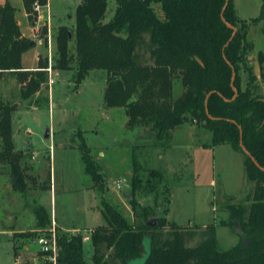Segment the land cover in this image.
<instances>
[{
  "label": "trees",
  "instance_id": "trees-1",
  "mask_svg": "<svg viewBox=\"0 0 264 264\" xmlns=\"http://www.w3.org/2000/svg\"><path fill=\"white\" fill-rule=\"evenodd\" d=\"M114 1V15L107 23L103 20L108 0L79 1L74 30L61 27L57 31V58L51 68L69 71L74 62L76 84L91 71L105 72V107L124 109L129 129L148 127L161 145L170 141L172 131L194 122L209 134L204 147L227 145L243 156L245 179L253 187L243 202L226 206L228 220L220 224L238 240L226 251L216 247L214 224L205 226L199 243L189 247L194 233L157 215V206L141 208L132 199V213L143 219L130 224L102 201L104 225L91 230L90 264H264V47L253 59L261 71L258 80L250 60L254 45L248 38V23L238 19L232 0ZM22 2L30 13L35 2L45 4L46 0ZM251 24H260L264 36V0ZM69 34L74 39L73 56L68 50ZM33 46L21 34L15 9L4 0L0 6V78L16 76L23 99L31 98L47 82L46 62L39 61L34 71L22 67L23 54ZM141 51L148 54L149 63L142 62ZM176 79L182 92L174 98ZM13 111V106L0 103V165L8 167L13 189L25 196L27 176L21 166L23 153L15 151L13 142ZM80 149L85 171L94 180L96 166L87 149ZM137 163L133 157L132 194L155 193L161 173L149 170L143 180ZM33 212L36 228L51 227L50 214L43 206ZM154 220L155 226L147 225ZM57 245L58 264H88L81 236L57 233Z\"/></svg>",
  "mask_w": 264,
  "mask_h": 264
},
{
  "label": "rangeland",
  "instance_id": "rangeland-1",
  "mask_svg": "<svg viewBox=\"0 0 264 264\" xmlns=\"http://www.w3.org/2000/svg\"><path fill=\"white\" fill-rule=\"evenodd\" d=\"M3 3L0 0V6ZM78 4L79 0H51L49 25L47 14L37 18L32 6L30 13H26L27 23L22 24V28L28 27L24 38L34 43L23 57V65L37 66L35 54L38 52L39 61L46 62L51 71L52 84L47 72V82L41 90L23 99L22 85L16 76L9 74L0 78V103L14 107L13 142L15 151L23 153L21 166L27 176V192L22 196L12 187L8 167L0 165V231L4 232H0V264H24L16 263L13 246L15 258L22 262L49 264L36 240L48 235L55 226L51 223L50 228H36L34 208L43 206L51 221L56 218L67 228L77 229L55 228L56 234L71 237L76 236L74 231H80L79 234L88 236L91 230L104 225L100 215L102 201L119 211L128 223L142 221L143 218L136 219L132 213V199L141 208L157 206V215L194 233L187 246H196L204 227L214 224L217 249H231L237 244V237L220 222L228 220L226 206L243 202L253 187L245 179L243 156L227 145L204 147L209 142V134L194 122L172 131L170 141L161 145L148 127L129 129L124 109L105 107V72L91 71L76 84L74 62L69 71L52 69L57 58V31L61 27L74 30ZM261 5L262 0H232L238 19L248 23V38L254 45L250 60L264 47L260 24H251V20L258 18ZM115 8V1L108 0L103 23L112 19ZM155 10L162 15L156 6ZM17 19L21 21V15L17 14ZM68 50L70 55L75 54L73 36ZM140 57L142 62H150L145 51L140 52ZM174 83L173 94L177 98L182 88L179 80ZM47 130L48 138L45 137ZM82 146L96 166L94 180L85 171ZM133 157L142 168L143 180L149 170L161 173L155 193L132 194L131 179L136 173ZM9 231L13 233L12 240L8 237ZM83 253L90 264V239L83 242Z\"/></svg>",
  "mask_w": 264,
  "mask_h": 264
},
{
  "label": "built area",
  "instance_id": "built-area-1",
  "mask_svg": "<svg viewBox=\"0 0 264 264\" xmlns=\"http://www.w3.org/2000/svg\"><path fill=\"white\" fill-rule=\"evenodd\" d=\"M51 0H46L45 4L34 3L33 11L36 13L37 18H41L43 13L47 14V22L49 25V3ZM49 73V84H52L53 81L51 79V71L50 69H46ZM73 232V235L81 236L82 242H87L90 239V235L83 236L82 234ZM36 245L40 251V253L46 258L49 264H58L57 256H58V245H57V234L55 231V227H52V230L48 235L40 236L36 240Z\"/></svg>",
  "mask_w": 264,
  "mask_h": 264
},
{
  "label": "crops",
  "instance_id": "crops-1",
  "mask_svg": "<svg viewBox=\"0 0 264 264\" xmlns=\"http://www.w3.org/2000/svg\"><path fill=\"white\" fill-rule=\"evenodd\" d=\"M10 4H11V6L15 9V18H16V20H17V23H18V25H19V27H20V29H21V33H22V36L23 37H26L27 38V36H26V31H28L27 29H28V27H23L22 28V24L24 25V24H26L27 23V14H26V11H25V9H24V5H23V2H22V0H7ZM80 1V0H79ZM3 2H4V0H3ZM17 14H19V15H21V21L20 20H18L17 19ZM43 16H45V13H43ZM37 45V44H36ZM29 51V50H28ZM28 51L26 52V53H24L23 54V56H22V60H21V63H22V67L24 68V70H26V71H34V70H36V68L38 67V65L37 66H26V65H23V57L28 53ZM35 56H36V60H37V64H38V62H39V54H38V52H36V54H35ZM34 59H35V57H34ZM90 189V188H89ZM95 212H97V214H99V212L97 211V210H95ZM53 217V216H52ZM99 217H100V215H99ZM52 223H53V225L55 226V228L56 229H62V230H65V231H70V230H75L76 228H67L66 226H64L62 223V221H61V223L60 222H58L57 221V219L55 218V220H53V218H52ZM77 230V229H76ZM0 232H2V233H4L3 231H0ZM13 235V233L11 232V231H9L8 232V237L12 240V237H10V236H12ZM14 243V242H13ZM13 248H14V246H13ZM27 248V246H23V249H26ZM28 249V248H27ZM15 252H14V250H13V256H14V259H15V261H16V263L18 262V263H24V264H27L26 262H24V260H23V262L20 260V258H15ZM33 264H36V263H33Z\"/></svg>",
  "mask_w": 264,
  "mask_h": 264
},
{
  "label": "water",
  "instance_id": "water-1",
  "mask_svg": "<svg viewBox=\"0 0 264 264\" xmlns=\"http://www.w3.org/2000/svg\"><path fill=\"white\" fill-rule=\"evenodd\" d=\"M224 9H225V8H224ZM224 9H223V11H224ZM223 11H222V12H223ZM229 27H230V26H229ZM230 28H232L233 31H234V33H235V28H233V27H230ZM70 37H71V35L69 34V39H70ZM253 65H254V72H255V75H256L257 79L260 80V76H261L260 67H259V65H258V63H257L256 61L253 62ZM45 137H46V138L49 137V131H48V130L46 131ZM252 161H253V160H252ZM253 162H254V161H253ZM255 165H256V163H255ZM256 166H257V165H256ZM257 167H258V166H257ZM123 197H129V195H128V194H123ZM147 225H148V226H155V225H156V220H154V221H149V222L147 223ZM142 262H143V261H142ZM142 262H140V264H142ZM133 264H137V262H135V263H133Z\"/></svg>",
  "mask_w": 264,
  "mask_h": 264
}]
</instances>
